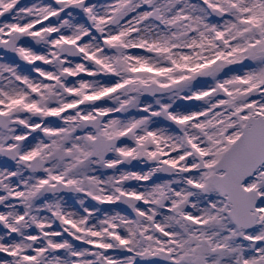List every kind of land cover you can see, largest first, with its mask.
Returning <instances> with one entry per match:
<instances>
[{"label":"snow or ice","instance_id":"6c2138e0","mask_svg":"<svg viewBox=\"0 0 264 264\" xmlns=\"http://www.w3.org/2000/svg\"><path fill=\"white\" fill-rule=\"evenodd\" d=\"M0 264H264V0H0Z\"/></svg>","mask_w":264,"mask_h":264}]
</instances>
